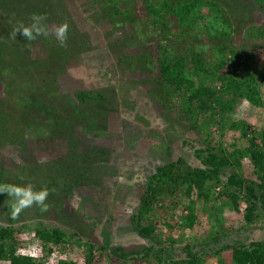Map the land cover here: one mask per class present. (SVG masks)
Here are the masks:
<instances>
[{"label":"rangeland","instance_id":"1","mask_svg":"<svg viewBox=\"0 0 264 264\" xmlns=\"http://www.w3.org/2000/svg\"><path fill=\"white\" fill-rule=\"evenodd\" d=\"M41 1L28 3L35 7ZM50 1V12L42 15L48 20V40L42 38L25 48L8 49L7 58L0 62L4 65L3 69L0 66V184L31 185L35 191L46 188V207L33 204L13 216L14 197L0 194V225L30 228L37 220H44L76 232L85 242L93 243L95 249L107 243L126 251L150 244L162 246L174 258L173 264H183L179 260L184 256L186 243L209 249L235 239H264L263 211L255 209L259 213L257 219L247 223L246 201L241 198L239 210L233 209L226 195L219 196L225 192L222 182L210 189L207 202L199 199L196 189L190 195H185L180 187L176 194L164 189L166 192L158 195L153 211L147 215L157 235L146 237L137 227L146 185L159 166L183 158L194 168L203 167L197 155L200 147L220 143L231 146L241 137L240 129L235 127H226L221 135L220 126L217 128L218 124L211 120L210 110L200 114L201 125L192 126L195 120L187 122L180 114L178 98L168 101L162 92L158 44L175 48L180 56L190 53L192 48L207 50L215 41L207 34L221 29L220 19L206 9L195 27L187 31L170 14L166 21L159 22L148 15L146 4L156 6L158 0H117L111 4L106 0ZM221 2L234 29V42L249 45L255 54L242 58L243 68L263 72L264 36L247 37L245 31L251 25H264V3L229 0L227 7L225 0ZM10 11V6L0 10V36ZM64 23L71 35L88 32L90 47L74 51L78 44L73 40V47H66L59 54L57 49L63 47L56 40L55 28ZM205 53L209 57L208 51ZM146 59L152 63L150 69ZM43 76L49 80L56 77L49 98H53L54 110L64 112L53 113L51 125L45 124V116L35 106L38 95L39 100L43 99L34 83ZM258 80L264 91L262 78ZM10 85L19 92L11 94L14 100ZM104 87L112 90L117 102L114 106L110 100L98 108L99 121L91 115L92 108L86 106L84 115H75L73 111L68 114L70 109L57 101L59 93L73 95L79 88ZM25 88L33 89V108L20 107ZM2 100L7 102L3 104ZM234 117L249 122L251 129L262 127L264 105L257 107L243 101ZM250 165L248 155L243 156L239 169L245 178H255ZM234 167L229 171H234ZM189 211L197 215L192 229L186 227L182 217ZM215 235L217 242L211 241ZM204 237H209L210 243L204 244ZM16 239L20 240L16 252L31 256L37 264H85L87 259V248L77 244L43 250L31 230L20 233ZM231 260L230 253L225 252L219 257H207L204 264H231ZM262 260L260 264H264ZM91 262L122 264L123 260L104 250L96 252ZM0 264L9 261L0 260ZM131 264L151 263L135 259Z\"/></svg>","mask_w":264,"mask_h":264},{"label":"trees","instance_id":"2","mask_svg":"<svg viewBox=\"0 0 264 264\" xmlns=\"http://www.w3.org/2000/svg\"><path fill=\"white\" fill-rule=\"evenodd\" d=\"M31 1L37 3L38 0H0V10L7 6H10L12 10V13L11 11L7 13L9 16H7L8 19L5 20V24L1 21L3 33L0 36V62L7 58L8 49L25 48L42 38L45 41L48 40L46 36H38L35 40L29 41L19 33L13 35L17 26L30 24L33 15L42 16L49 13L50 9H48L47 3L53 5L52 1L42 0L40 5L35 3V7H32L28 3ZM106 1L111 4L117 0ZM257 1L264 3V0ZM157 3L156 6L146 4L147 13L155 19V22L166 21L170 14L176 18L179 27L187 31L195 27L198 18L202 15L201 13L206 9L212 11L214 16L220 19L221 29L214 33L209 31L207 34L208 37L211 38L212 35L215 39L207 50L192 48L190 53L180 56L174 52L175 48L168 47L162 42L158 44L159 70L163 82L162 92L166 100H171V97L175 96L178 98L177 107L181 112L180 114L187 118V122L195 120L192 126L201 125L199 122L200 114L210 110L214 117L211 120L218 124L217 128L220 126L221 135L224 134L223 130L226 127H235L240 129L241 137H238L231 146L225 147L220 143L207 148L200 147L197 155L200 157L203 167L194 168L188 165L183 158L159 166L155 173L150 176L146 185L136 220L138 230L146 237L152 236L153 233L157 235V231L147 215L153 211V204L158 200V195L165 191L164 189L176 194V189L180 187L181 190L184 189L185 195H190L191 191L196 189L199 199L207 202L212 192L210 189L216 183L221 182L225 186V192H221L219 196L226 195V200L230 201L235 210H239V200L244 198L247 203L245 218L249 221L247 223H250L254 221L255 216L259 215V213L256 214L255 209H260L264 215V126L251 129L249 122L237 120L234 114L237 113L243 101L257 107L264 105V91L261 81L258 80V78H262L264 83V71L256 72L249 68H243L242 58H251L255 54L249 50L251 48L249 45L234 42L232 36L234 29L229 22L228 11L222 8L221 0H158ZM225 3L229 7V0H225ZM49 7L52 8L53 6ZM116 10L119 11L118 8ZM26 12L27 14H25ZM15 14L18 17H15ZM47 22L48 20L45 18L46 26ZM70 31L68 30L67 38L61 43L63 48L57 49L59 54L63 50L65 51L66 47L72 48L73 43L70 42L73 40L78 44V48L76 47L74 51L80 52L84 48L90 47L91 36L88 32L71 35L69 34ZM254 34L264 36V25L247 27L245 36H254ZM255 37L257 36L255 35ZM205 51H208L209 57ZM69 54H73V52H69ZM146 60V66L150 69L152 63L149 59ZM0 66L2 69L4 68V65ZM43 77L34 83L38 86V93H41L43 99L39 100L38 96L40 95H38L35 106L38 112L45 116V124L51 125L50 119L54 116L53 113L62 115L64 112L54 110L53 98H49V92L55 86L56 77L51 76V80L46 78L47 76ZM10 86L12 88L10 95H18L19 92L13 90L12 85ZM6 87L4 91H7ZM25 89L24 95L19 99L24 100L20 107L33 108V89ZM12 95L11 99L14 100L15 97ZM57 96L60 105L70 109L68 114L73 111L75 115L77 113L84 115L87 106L92 108L91 115H94L97 121L101 120V113L97 111L98 108L110 100H113L114 106L117 102L112 90H107L105 87L102 90L79 88L74 91L73 95L71 93L66 95L65 92L64 94L59 93ZM6 102L2 100L3 104ZM7 107H9V103H7ZM245 155L249 157L250 167L253 169L255 178H245L239 169L242 165V157ZM235 165L236 167H234ZM232 167L235 170L229 171ZM182 217L187 228L192 229L195 226L197 219L195 213L189 211ZM242 228L240 227V229ZM27 230L34 232L35 237L40 240L43 250L46 251H53L52 248L55 245L65 244H77L86 247L88 253L86 250L85 264H92L91 261L95 253L104 250H108L113 257L123 260L122 264H131L135 259L148 260L151 264H173L174 261L167 249L152 244L129 251L117 245L111 246L108 243L100 246L99 249H95L93 243L85 242L76 232H68V230L49 224L44 220H37L30 228L0 225V260H7L9 264H37L31 256L19 255L16 252V246L20 241L16 239V236ZM217 239V235L212 240L209 237H204L202 242L208 244L210 240L217 242ZM183 252L184 256L179 260L183 264H204L207 257H219L225 252L230 253L231 264H260V261L264 260V239L249 242L235 239L232 242H223L219 247L212 246L209 249H198L195 244L186 243L183 245Z\"/></svg>","mask_w":264,"mask_h":264},{"label":"clouds","instance_id":"3","mask_svg":"<svg viewBox=\"0 0 264 264\" xmlns=\"http://www.w3.org/2000/svg\"><path fill=\"white\" fill-rule=\"evenodd\" d=\"M44 17L41 15H33L31 23L28 25L17 26L15 32L25 37L27 40H35L38 36L49 34V29L44 23ZM68 24L64 23L55 28L56 39L63 43L67 38ZM7 193L9 196L14 197L12 203V215L16 216L23 209L32 206L33 204H39L45 206V200L48 196V190L46 188L39 191L33 190L31 185L20 186L14 184H0V194Z\"/></svg>","mask_w":264,"mask_h":264}]
</instances>
